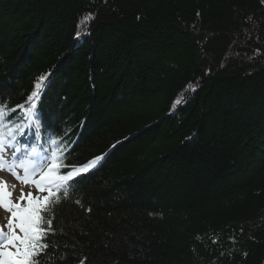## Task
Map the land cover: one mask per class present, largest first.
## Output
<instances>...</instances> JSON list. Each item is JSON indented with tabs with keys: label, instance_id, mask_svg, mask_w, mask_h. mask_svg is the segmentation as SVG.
<instances>
[{
	"label": "trees",
	"instance_id": "trees-1",
	"mask_svg": "<svg viewBox=\"0 0 264 264\" xmlns=\"http://www.w3.org/2000/svg\"><path fill=\"white\" fill-rule=\"evenodd\" d=\"M0 103L6 141L103 157L62 264H264V0H0Z\"/></svg>",
	"mask_w": 264,
	"mask_h": 264
},
{
	"label": "snow or ice",
	"instance_id": "snow-or-ice-1",
	"mask_svg": "<svg viewBox=\"0 0 264 264\" xmlns=\"http://www.w3.org/2000/svg\"><path fill=\"white\" fill-rule=\"evenodd\" d=\"M87 18L82 23H86ZM79 36V32L77 33ZM43 77L34 85L35 90L28 98L32 101L27 114L30 116L31 108L35 107L34 98L40 94ZM46 87V85H45ZM180 100H177L179 103ZM22 107V106H17ZM15 109H7L0 103V122ZM30 126V125H29ZM22 126L10 129L8 136L15 131H21ZM38 134V129H37ZM54 146L51 154L41 156L36 147L30 153H25L26 158L15 156L19 151L11 140H7L0 131V170H7L21 184L34 185L36 193H25L21 189L16 201L11 199V192L7 190L6 182L0 180V209L8 215L0 221V264H62L67 257L57 252V245L53 244L50 237H54L56 230L53 228L55 219V206L71 199L72 195L83 182L85 174L94 168L103 157L97 156L85 164L74 165L63 163L64 157L57 141L52 140ZM11 150L17 164H9L5 153ZM38 179H33L37 177ZM81 177V179H76ZM46 193V194H45ZM83 207L79 199L74 201ZM91 211V208L86 209ZM67 247V245H65ZM86 257L80 260L84 264Z\"/></svg>",
	"mask_w": 264,
	"mask_h": 264
},
{
	"label": "rangeland",
	"instance_id": "rangeland-1",
	"mask_svg": "<svg viewBox=\"0 0 264 264\" xmlns=\"http://www.w3.org/2000/svg\"><path fill=\"white\" fill-rule=\"evenodd\" d=\"M16 138H18V136ZM20 139L18 140V142L21 143V147H20L21 150L17 151L16 153H18V156H22L21 157L22 159L26 158L25 153H30L32 147H36L41 156H43L44 153H48L50 155V151L43 150L40 145L33 146L31 143L29 144V140L27 139V137L24 136L23 138H20ZM11 142L14 143L15 145L18 143L17 141L14 142L13 139H11ZM12 157H13V154H12L11 150H8L5 153V159L9 164L12 162L11 161ZM18 164H19V161H18ZM37 178H38V176L33 177V179H37ZM0 180L6 182L7 190L11 192V199L13 201H16L17 198L20 196L21 189H23V191L25 193H27L29 191H32L34 194L36 193V189H35L34 185H32L31 183H29L27 185L21 184L7 170H0ZM7 215H8L7 212L0 209V221H3V218Z\"/></svg>",
	"mask_w": 264,
	"mask_h": 264
},
{
	"label": "bare ground",
	"instance_id": "bare-ground-1",
	"mask_svg": "<svg viewBox=\"0 0 264 264\" xmlns=\"http://www.w3.org/2000/svg\"><path fill=\"white\" fill-rule=\"evenodd\" d=\"M38 179V178H37Z\"/></svg>",
	"mask_w": 264,
	"mask_h": 264
}]
</instances>
